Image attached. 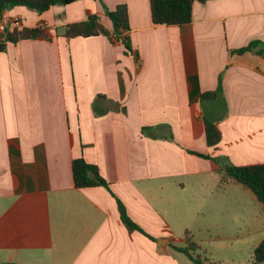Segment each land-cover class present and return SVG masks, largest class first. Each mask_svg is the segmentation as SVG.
I'll use <instances>...</instances> for the list:
<instances>
[{
    "label": "crops",
    "instance_id": "0c3cea01",
    "mask_svg": "<svg viewBox=\"0 0 264 264\" xmlns=\"http://www.w3.org/2000/svg\"><path fill=\"white\" fill-rule=\"evenodd\" d=\"M123 3L132 52L104 34L64 35L91 14L111 28L105 7ZM39 25L50 40L0 51V264H197L176 249L188 241L175 220L203 192L243 185L195 152L264 163V56L232 53L264 42V0L195 2L183 25L155 24L151 0L17 5L0 18L2 30ZM220 81L227 113L212 147L201 94ZM80 157L110 189L76 186ZM116 197L144 232L126 227Z\"/></svg>",
    "mask_w": 264,
    "mask_h": 264
},
{
    "label": "trees",
    "instance_id": "16d2710c",
    "mask_svg": "<svg viewBox=\"0 0 264 264\" xmlns=\"http://www.w3.org/2000/svg\"><path fill=\"white\" fill-rule=\"evenodd\" d=\"M74 1L76 0H0V12L3 13V11L14 6L23 5L42 14L55 5H67ZM207 1L208 0H151L153 22L155 24L167 25L187 24L193 19V6L195 2L205 3ZM105 13L112 22L111 28L107 27L102 22L99 15L91 14L86 20L66 24L64 26V35L68 38H74L78 36L88 37L104 34L108 36L111 41L121 39L127 50L132 52L133 48L129 35L131 26L127 4H119L113 10L105 7ZM36 38L51 39L43 25L14 28L13 30H0V51H4L9 42L17 43L23 39ZM248 51H254L264 56V42L261 40H252L247 45L233 50L232 53L243 54ZM219 92H222L221 81L216 91L203 93L201 94V98L205 100L207 98L216 97ZM94 108L96 114L104 112L102 109L96 107V104ZM204 119L207 143L209 146L216 147L222 138L221 130L216 122H212L206 117H204ZM195 153L205 158L215 159L219 162L221 168L225 171V179H231L249 189L264 206V163L235 165L229 161L226 162L223 157H212L209 154ZM73 176L77 187L101 185L110 189L109 183L101 176L97 166L87 162L83 157L73 160ZM116 199L122 221L126 227L130 231L140 230L144 232L143 229L131 219L123 201L118 197H116ZM187 241L188 244L185 247H176V249L187 254L197 264H201L200 256L195 255L197 244L193 242L190 237H188ZM261 263H264V239L254 250L253 264Z\"/></svg>",
    "mask_w": 264,
    "mask_h": 264
},
{
    "label": "rangeland",
    "instance_id": "374dc122",
    "mask_svg": "<svg viewBox=\"0 0 264 264\" xmlns=\"http://www.w3.org/2000/svg\"><path fill=\"white\" fill-rule=\"evenodd\" d=\"M232 187L237 192L198 195L173 224L183 240L200 244L203 264H248L264 239L263 204L246 187Z\"/></svg>",
    "mask_w": 264,
    "mask_h": 264
},
{
    "label": "water",
    "instance_id": "95a60500",
    "mask_svg": "<svg viewBox=\"0 0 264 264\" xmlns=\"http://www.w3.org/2000/svg\"><path fill=\"white\" fill-rule=\"evenodd\" d=\"M202 107L208 120L216 123L221 121L227 113V101L223 92H219L216 97L203 100Z\"/></svg>",
    "mask_w": 264,
    "mask_h": 264
},
{
    "label": "built area",
    "instance_id": "2783aa9c",
    "mask_svg": "<svg viewBox=\"0 0 264 264\" xmlns=\"http://www.w3.org/2000/svg\"><path fill=\"white\" fill-rule=\"evenodd\" d=\"M15 21H17V22H18V19H16ZM0 30H2V29H1V27H0Z\"/></svg>",
    "mask_w": 264,
    "mask_h": 264
}]
</instances>
